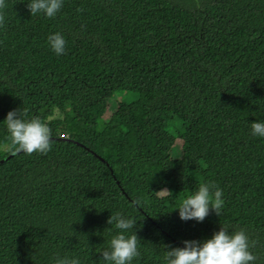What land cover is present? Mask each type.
Listing matches in <instances>:
<instances>
[{
    "label": "trees",
    "instance_id": "obj_1",
    "mask_svg": "<svg viewBox=\"0 0 264 264\" xmlns=\"http://www.w3.org/2000/svg\"><path fill=\"white\" fill-rule=\"evenodd\" d=\"M27 2L0 9V122L21 111L52 142L0 165V264H101L116 211L139 223L133 264H165V246L220 227L245 231L264 264V138L250 135L264 120V0H64L54 18ZM10 144L0 123V161ZM205 181L223 191L218 215L181 221Z\"/></svg>",
    "mask_w": 264,
    "mask_h": 264
},
{
    "label": "clouds",
    "instance_id": "obj_2",
    "mask_svg": "<svg viewBox=\"0 0 264 264\" xmlns=\"http://www.w3.org/2000/svg\"><path fill=\"white\" fill-rule=\"evenodd\" d=\"M6 6L5 0H0V9ZM64 6V0H28L26 7L30 16L56 17ZM4 16L0 15V26ZM47 45L57 56L64 54L66 40L61 32L47 35ZM18 110L7 112L3 122L10 138V147L17 153L26 154L47 153L51 149L52 131L49 125L39 118L25 119ZM250 135L264 138V120L250 123ZM156 193H167L162 189ZM139 203V201H137ZM223 203V191L212 181L201 183L190 195L182 198L175 211L181 221L194 220L203 222L213 210L217 215ZM107 224L117 230L108 241L107 247L99 254L101 264H133L140 255L137 238L139 223L135 216L124 215L120 211L111 213ZM183 247L165 246V264H254L257 257L250 251L248 236L245 231L229 233L224 227L212 234L208 239L184 240ZM52 264H82L79 257L55 256Z\"/></svg>",
    "mask_w": 264,
    "mask_h": 264
},
{
    "label": "rangeland",
    "instance_id": "obj_3",
    "mask_svg": "<svg viewBox=\"0 0 264 264\" xmlns=\"http://www.w3.org/2000/svg\"><path fill=\"white\" fill-rule=\"evenodd\" d=\"M180 155H181V147H180L179 142H177L171 151V156L176 159V158H179Z\"/></svg>",
    "mask_w": 264,
    "mask_h": 264
},
{
    "label": "water",
    "instance_id": "obj_4",
    "mask_svg": "<svg viewBox=\"0 0 264 264\" xmlns=\"http://www.w3.org/2000/svg\"><path fill=\"white\" fill-rule=\"evenodd\" d=\"M21 153H22V152L14 153V154H12V155H10V156L5 157L3 160L0 161V165H1L2 163H4L5 161L9 160L11 157H13V156H15V155H18V154H21Z\"/></svg>",
    "mask_w": 264,
    "mask_h": 264
}]
</instances>
